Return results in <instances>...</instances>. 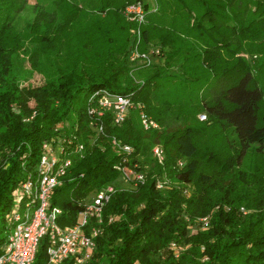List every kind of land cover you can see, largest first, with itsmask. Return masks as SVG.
Segmentation results:
<instances>
[{"label": "trees", "instance_id": "obj_1", "mask_svg": "<svg viewBox=\"0 0 264 264\" xmlns=\"http://www.w3.org/2000/svg\"><path fill=\"white\" fill-rule=\"evenodd\" d=\"M32 1L0 0V254L11 192L65 123L83 156L50 197L60 227L75 223L88 194L115 184L111 138L131 147L123 164L143 175L104 205L86 264H264V0ZM134 4L140 24L124 17ZM132 29L139 52L159 49L160 65L131 69ZM98 91L141 104L159 130L143 131L129 111L119 127L104 117L96 136L86 108ZM171 243L183 248L176 258ZM46 261L43 241L32 264Z\"/></svg>", "mask_w": 264, "mask_h": 264}, {"label": "built area", "instance_id": "obj_2", "mask_svg": "<svg viewBox=\"0 0 264 264\" xmlns=\"http://www.w3.org/2000/svg\"><path fill=\"white\" fill-rule=\"evenodd\" d=\"M123 13L126 21L137 24L143 22V12L139 4L127 6ZM129 33L131 42L127 56L128 65L134 69L152 64L151 59L159 57V49L148 46L145 52H139L138 29H132ZM129 111L137 113L143 131L159 130L158 125L144 113L143 106L133 103L128 96L98 91L89 98L86 108V114L91 119L89 127L96 136L103 133L104 117L111 126L119 127ZM203 118L199 116L198 120ZM62 127L64 129L66 124L57 125L54 130L55 137L42 142L37 163L11 192V207L5 216L7 234L0 254V264H32L43 241L47 257L45 264H61L64 261L70 264H86L95 248V240L102 234L100 223L103 207L118 189L115 184H108L88 194L79 204L81 210L71 226L60 227L56 221L61 210L50 206L53 189L61 184L72 158L81 159L83 156V145L76 142L73 134H65ZM70 143L73 144L69 145ZM109 145L113 153L121 157L119 164L114 167L118 173L116 182L128 186L142 182V173L136 172L134 166L123 164L133 152L131 147L114 138L110 139ZM151 156L157 164H161L163 154L159 146L152 147ZM177 166H181V161L177 162ZM162 188H168L166 180H156L155 189L162 191ZM111 220L109 218L108 222ZM207 223L206 217L198 219L197 227L204 230ZM179 249L174 243L169 244L173 257H176Z\"/></svg>", "mask_w": 264, "mask_h": 264}, {"label": "rangeland", "instance_id": "obj_3", "mask_svg": "<svg viewBox=\"0 0 264 264\" xmlns=\"http://www.w3.org/2000/svg\"><path fill=\"white\" fill-rule=\"evenodd\" d=\"M33 4V1L32 0H28V5L29 6H31ZM27 14H28V12H27ZM27 14L25 15V16H27ZM162 60L163 59H161V56H159V57H157V58H152L151 59V63H152V65H160L161 63H162ZM180 67L179 66H177L176 68L174 67V68H172L171 70H170V73L171 74H174V75H178L179 73H180V69H179ZM34 79H39V77L37 76V75H34ZM35 83H36V81H35ZM200 116V115H199ZM199 116H197V118L199 117ZM115 185H116V187L118 188V189H129V188H131V186H128V185H126V184H123L122 182H115ZM162 191H165L163 188L161 189ZM187 194H188V192H187ZM194 232V229L193 228H189L188 229V234H191V233H193ZM41 244H42V242L40 243V246H41ZM176 247H179L178 245H176ZM180 249H179V252H177V254H176V257H177V255H178V253H180V252H182V250H183V248L182 247H179ZM168 250H169V245H168ZM170 251V250H169ZM170 253L172 254V252L170 251ZM162 256H163V254H162ZM164 257V256H163ZM176 257H174V258H176ZM162 259V258H161ZM160 259V260H161Z\"/></svg>", "mask_w": 264, "mask_h": 264}]
</instances>
